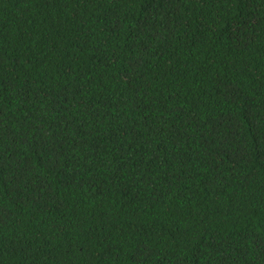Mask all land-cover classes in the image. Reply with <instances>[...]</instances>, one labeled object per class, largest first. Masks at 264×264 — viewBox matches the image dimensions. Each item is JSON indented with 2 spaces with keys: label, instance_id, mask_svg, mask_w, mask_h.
<instances>
[{
  "label": "trees",
  "instance_id": "16d2710c",
  "mask_svg": "<svg viewBox=\"0 0 264 264\" xmlns=\"http://www.w3.org/2000/svg\"><path fill=\"white\" fill-rule=\"evenodd\" d=\"M0 264H264V0H0Z\"/></svg>",
  "mask_w": 264,
  "mask_h": 264
}]
</instances>
